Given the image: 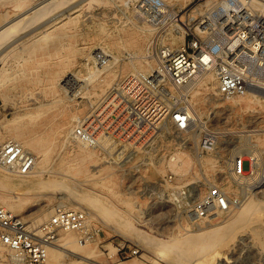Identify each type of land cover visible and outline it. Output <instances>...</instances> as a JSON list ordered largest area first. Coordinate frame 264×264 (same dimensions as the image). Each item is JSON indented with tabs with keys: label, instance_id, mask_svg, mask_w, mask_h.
Returning a JSON list of instances; mask_svg holds the SVG:
<instances>
[{
	"label": "rangeland",
	"instance_id": "rangeland-1",
	"mask_svg": "<svg viewBox=\"0 0 264 264\" xmlns=\"http://www.w3.org/2000/svg\"><path fill=\"white\" fill-rule=\"evenodd\" d=\"M27 1L25 0L26 3ZM84 1L66 0V3L64 2L57 9L54 8L42 16L40 20L38 19L37 23V20H35L33 23L31 22L32 25L28 23L22 28H15L13 31L19 32L18 34L13 33L8 38H5V43L0 42V70H2L0 91L6 94L9 93L6 101L0 96V116L3 118L11 117L17 109L18 111H22L24 104L33 109L38 104L43 103L49 109L60 106L65 113L73 112L78 117H76L78 120L76 118L71 120L72 127L70 125L68 134L70 135L68 136L69 142L62 143L61 140H58L54 149H52L46 163L48 168L50 165L58 164L61 160L68 162L72 159L73 145L80 141L73 136V129L83 117L95 108L96 105L92 109H89L91 101L95 100L94 95H100L97 98L99 101H97V104H99L118 81L135 72H132L133 65L135 68H144V59L150 60L152 68L155 66L157 55L165 47V42L162 40L169 35H173L174 29L178 27L170 20V12L174 11V14L175 12H180L182 19L186 15L192 16L193 19L190 20L188 26L196 36L198 35V38H203L204 34H201L196 28L208 22L204 13V9H206V5L208 4L207 0H160L165 9L158 13L142 11L139 8L140 2L137 0ZM261 1L264 3L263 0ZM13 2V0L1 2L0 14L4 13L3 10L7 12L6 14H10L13 10V5H11ZM249 8L252 9V13L257 15L258 18H263L264 13L255 6H252L251 3L249 4ZM60 10H66L65 18H68V21L64 19L58 22L62 23L65 21L61 27L58 23L50 25L52 21H56L58 18L52 21H48V18L62 12ZM47 15L49 17H46ZM43 17H46L47 21ZM143 24L153 26H151L153 29L148 33L150 42L146 47L138 45L140 36L147 33L140 28ZM41 30L47 32L44 34L45 37L48 36L47 38L43 36ZM34 31H36V34ZM166 35L168 36L166 37ZM55 36L59 37L62 42L56 49L52 47V43L57 39ZM34 37L38 38L34 39ZM175 47L178 48L177 45ZM99 49H107L106 52L109 55L116 56L115 61L110 64L111 66L106 67L107 71L103 66L108 65L112 56H107L104 58V61L94 60V51ZM136 54L147 56L140 58L132 56ZM93 67L99 69L100 73L89 78L88 75L90 73L87 72L93 70ZM149 70L151 71V68L148 66L146 70L142 71L149 72ZM75 72L81 74V77L78 78L79 85L72 84L71 86L62 81L67 74L77 77ZM62 75L64 76L62 77ZM82 76L84 77L82 78ZM251 77L257 78L259 76L252 75ZM51 79L52 83L50 82ZM103 79L104 81H102ZM262 81L255 83L256 85H252V89H248L249 92L256 87L253 92L257 93L259 97L262 96L260 100L253 101L248 106L243 105L240 100L239 102H235L229 98L218 97L216 92L211 94L216 86V84L210 83L211 81L207 85L212 87L204 90V97L200 99L199 103H195V106H192L190 94L180 97L177 100L178 103L192 107L194 110L196 109L195 114L192 115L191 126L186 131L178 132L174 129H168L158 132L142 146H132L110 138H104L96 145L88 144L87 146L94 153H98L99 160L103 162V165L108 164V162L104 161L107 160L112 166L113 183L116 185L115 189H117V193L119 194L116 199L114 197L113 207L121 214V216H118L120 218L115 219L117 223L115 221H105L102 215L96 212L93 213L84 203L79 204L74 201L69 197L68 192L61 189L54 190V193L50 195H48L49 193L41 195L30 187V185L36 182L34 176H28L22 182H19L16 171L0 167V173L1 171L12 173L14 184L17 188L21 185L18 190L17 188L14 189L17 193L23 192L21 195L24 197L19 211L15 213L28 216L29 220L34 222L40 208L46 207L48 210H51L56 205L62 203L64 205L60 206L72 209H84L87 215L90 212L93 218L89 217L87 219V227L95 231L90 245L95 247L97 254H88L90 257L96 259L94 262L90 261L89 264H99L97 261L102 264H114L121 261L133 262L135 264H171L168 260L157 257L154 250H151L138 239L119 231V227L123 224L121 223V217L124 215L129 216L135 228L166 239L169 236L171 237L186 231L195 232L199 230L198 227L201 228L204 225L222 221L228 218L242 202L250 199L257 202L256 206L247 210L245 216L239 218L238 221L231 222L232 224H229L231 230L226 226L220 233L207 235V238L204 236L202 239L194 242L196 244H192L193 246L196 245L194 253L201 255L204 250L207 251L208 249V254L210 255L204 251L203 261L197 262L190 259L188 260V264L190 262L191 264H264V93H262L264 92V78ZM102 82H104L103 91L92 94L94 90H98V85ZM194 86H196V83L190 86L189 93H191ZM14 92L17 93L15 94ZM210 97H214L217 100L212 101ZM60 117L57 116L56 119H60ZM0 132L5 134L0 143L10 139L7 135L8 131L4 127H0ZM208 137L214 140L213 150L210 152L201 151L199 149L200 143L204 138ZM29 152L33 151L30 150ZM203 157L213 160L212 167L210 166L206 169L203 166L201 161ZM238 157L243 158V175L237 178L232 177L231 168L233 160ZM182 158L186 162H184L182 167H179L178 163L183 160ZM92 165L89 164L88 168H92ZM75 171L73 167H66L63 178L69 186L72 185V190L83 191L86 189L88 192L97 193L99 199L101 197L100 200H104L103 202L111 199L108 194L109 192L95 185L92 180H87L86 177L75 174ZM48 174L49 172L47 171L43 172V175L46 177L49 176ZM102 175L100 174V176ZM215 187L226 192L231 197L237 196V203L227 212L214 213L205 220L191 221L187 216L188 210L202 194L210 188ZM22 188L27 191L24 192ZM124 199L126 201L130 200V204L126 205L123 201ZM72 205H76L77 207H73ZM214 235L215 238L213 239ZM74 236L78 240L80 232L75 231ZM208 236H212L210 240H208ZM221 236L224 237L222 238ZM217 237L219 240L217 239L216 241ZM206 239L207 241L204 242ZM123 242L136 244L139 247L140 255L122 257V254L117 253V248ZM203 243L205 245L202 247ZM110 246H114L116 250V260L114 261L107 256ZM198 246L202 247L201 250ZM81 253L86 254L83 251ZM76 256L67 255L62 257L59 264H67L66 261L72 258L79 259ZM11 259L9 250L1 247L0 262H10L12 261ZM20 262L21 264H25L21 259Z\"/></svg>",
	"mask_w": 264,
	"mask_h": 264
},
{
	"label": "built area",
	"instance_id": "built-area-1",
	"mask_svg": "<svg viewBox=\"0 0 264 264\" xmlns=\"http://www.w3.org/2000/svg\"><path fill=\"white\" fill-rule=\"evenodd\" d=\"M137 1L139 8L147 13L165 9L155 10L163 8L160 0ZM226 1L238 3V0ZM173 12L169 13L170 20L184 30L183 45L175 50L165 46L150 72L136 71L118 81L73 129L78 139L96 145L106 137L142 146L158 132L188 130L192 115L189 107L177 100L189 95L190 86L206 72L213 74L215 92L221 98L244 94L255 85L258 77L251 76L264 72V16L258 18L248 6L238 12L232 10L223 23L216 19L214 29L198 38L188 26L193 17L186 15L182 19L180 12ZM213 147L214 140L208 137L202 140L199 149L210 152ZM33 164L32 153L18 141L7 139L0 143V167L28 173ZM232 165V177L242 176L243 158L234 159ZM237 200V196L210 188L193 203L187 216L194 222L205 220L214 213L231 210ZM87 223L84 209L56 205L48 218L35 226L28 216L0 205V245L16 253L25 264H48V247L55 243L57 233L74 229L80 232L79 242L89 241L95 231ZM117 253L122 257L140 255L139 247L131 242L119 244Z\"/></svg>",
	"mask_w": 264,
	"mask_h": 264
},
{
	"label": "bare ground",
	"instance_id": "bare-ground-1",
	"mask_svg": "<svg viewBox=\"0 0 264 264\" xmlns=\"http://www.w3.org/2000/svg\"><path fill=\"white\" fill-rule=\"evenodd\" d=\"M1 2H4L7 0H0ZM12 1V0H11ZM13 10L10 14H6L7 12H5L3 10L4 13L0 14V42L5 43V38H8L9 36H11L13 33L18 34L16 32H14L13 30L15 28H22L25 25H27L28 23H33L35 20L36 23L38 22V19L40 20L42 16H44L45 14L49 13L50 11H52L54 8L57 9V7H60L61 4H63L64 2L66 3V0H28L27 3L25 2V0H13ZM81 1V0H80ZM86 1V0H85ZM84 1V2H85ZM208 4L206 5V9H204V13L205 18L208 20V22L206 24L200 25L199 28L197 27L196 29L201 33V34H205L211 32L214 29V24H216V19H220L219 23H223L225 21L226 18H228L231 14V11L234 10L235 12L239 11L240 9L244 8L245 6L249 7V4L251 3L252 6H255L256 8H258L261 12L264 13V3H262L261 0H238V3L236 5H233L232 3H227L226 0H207ZM264 1V0H263ZM0 2V3H1ZM186 2V1H185ZM12 3V2H11ZM121 3V2H120ZM125 3V2H124ZM2 4V3H1ZM4 4V3H3ZM10 4V3H9ZM172 4V3H171ZM183 4V3H182ZM66 5V4H64ZM69 5V4H68ZM72 5V4H71ZM78 5V4H77ZM7 6V5H6ZM82 6V5H81ZM70 8V7H69ZM64 9V8H63ZM79 9V8H78ZM164 8H158L155 10H162ZM217 11V13H213V11ZM6 10V8H5ZM198 10V9H197ZM11 11V10H10ZM62 11V10H60ZM66 11V10H65ZM62 11L59 13L54 14L53 16H51L50 18H48V21H52L55 18H58L56 21H52L50 23V25H54L58 22H61V20L66 19V12ZM71 11V10H70ZM69 11V12H70ZM46 17H49L48 15ZM43 17V18H46ZM72 18V17H71ZM75 18V16H74ZM68 19V18H67ZM66 19V20H67ZM47 21V18L45 19ZM68 21V20H67ZM128 21V20H127ZM41 22V21H40ZM146 22V21H145ZM203 22V21H202ZM31 23V25H32ZM65 21L62 23H58L60 24V27L62 25H64ZM42 24V23H39ZM38 25V24H37ZM49 25V24H48ZM152 26V25H151ZM150 25H141L140 28H142L145 32L140 36V42L138 43L139 46H145L149 44L150 42V38L148 33L153 29L151 28ZM35 27V26H33ZM32 27V28H33ZM37 27V26H36ZM153 27V26H152ZM155 27V26H154ZM157 27V26H156ZM31 28V29H32ZM64 28V27H63ZM87 28V27H86ZM121 28V27H120ZM29 29V28H27ZM83 29V28H82ZM26 30V29H24ZM39 30V29H37ZM45 30V29H44ZM50 30H52V28H50ZM65 30V29H64ZM120 30V29H119ZM19 31V30H18ZM21 31V29H20ZM31 31V30H30ZM42 31V30H41ZM23 32V31H22ZM36 34V31H34ZM33 32V33H34ZM43 32V31H42ZM41 32V33H42ZM46 32V31H45ZM45 32H43V36L45 34ZM65 32V31H64ZM85 32V31H84ZM170 32V31H169ZM25 33V32H24ZM32 33V32H31ZM47 33V32H46ZM62 33V32H61ZM74 33V32H73ZM117 33V32H116ZM183 33L184 30L182 29V27H176L174 29L173 35H166L167 38H164L162 41L165 42V46L170 49V50H175L176 47L174 48V46L177 45V47H181L183 45ZM52 34V33H51ZM69 34V33H68ZM168 34V33H167ZM20 35V34H19ZM24 35V34H23ZM39 35V34H38ZM37 35V36H38ZM53 35V34H52ZM54 35H56L54 33ZM66 35V34H65ZM70 35V34H69ZM80 35V34H79ZM86 35V33H85ZM30 36V35H29ZM32 36V35H31ZM40 36V35H39ZM38 36V37H39ZM41 36V37H43ZM161 36V35H160ZM159 36V37H160ZM14 37V36H13ZM12 37V38H13ZM22 37V36H21ZM36 37V38H38ZM45 37V36H44ZM48 37V36H47ZM45 37V38H47ZM56 37V36H55ZM69 37V36H68ZM119 37V36H118ZM158 37V38H159ZM11 38V37H10ZM27 40L28 38L25 37ZM33 38V37H32ZM34 37V39H36ZM57 38V37H56ZM62 38V37H61ZM152 38V37H151ZM30 39V37H29ZM50 39V38H49ZM157 39V38H156ZM7 40V39H6ZM10 40V39H9ZM17 40V39H16ZM21 40V39H20ZM25 40V39H24ZM43 40V38H42ZM45 40V39H44ZM83 40V39H82ZM81 40V41H82ZM120 40V39H119ZM153 40V39H152ZM151 40V42H153ZM4 41V42H3ZM11 41V40H10ZM32 41V40H31ZM30 41V42H31ZM34 41V40H33ZM48 41V40H47ZM7 42V41H6ZM16 42V41H15ZM26 42V41H24ZM50 42V41H48ZM8 43V42H7ZM61 39L58 37L56 39V41L54 43H52V47H54L55 49L57 47L60 46L61 44ZM77 43V42H76ZM160 43V42H159ZM10 44V43H9ZM20 44V43H19ZM24 44V43H22ZM21 44V45H22ZM44 44V43H43ZM47 44V43H46ZM45 44V45H46ZM99 44V43H97ZM152 44V43H151ZM25 45V44H24ZM30 45V44H29ZM28 45V46H29ZM50 45V44H49ZM59 45V46H58ZM69 45V44H68ZM66 45V46H68ZM93 45V44H91ZM107 45V44H106ZM14 46V45H12ZM31 46V45H30ZM36 46V44H35ZM40 46V45H39ZM65 46V45H64ZM17 47V46H16ZM21 47V46H20ZM25 47V46H24ZM38 47V46H37ZM36 47V48H37ZM41 47V46H40ZM94 47V46H93ZM102 47V45H101ZM106 47V46H105ZM163 47V46H162ZM173 47V48H172ZM7 48V47H6ZM10 48V47H9ZM33 48V47H32ZM42 48V47H41ZM53 48V49H54ZM72 48V47H70ZM69 48V50H70ZM83 48V46H82ZM90 48V46H89ZM153 48V47H152ZM13 49V48H12ZM21 49V48H19ZM150 49V48H149ZM5 50V49H4ZM3 50V51H4ZM9 50V49H8ZM25 50V49H24ZM23 50V51H24ZM33 50V49H31ZM88 50V49H87ZM107 50V49H106ZM106 50L104 49H99V50H95L94 51V60H101L104 61V58H106L107 56H112L109 55V53L106 52ZM112 50V49H111ZM26 51V50H25ZM29 51V50H28ZM72 51V50H71ZM79 51V50H78ZM77 51V52H78ZM110 51V50H109ZM126 51V50H125ZM132 51V50H131ZM5 52V51H4ZM3 52V53H4ZM7 52V51H6ZM55 52V51H54ZM75 52V51H74ZM81 52V51H80ZM121 52V51H120ZM1 53V52H0ZM2 53V54H3ZM111 53V52H110ZM131 53V52H130ZM147 53V52H146ZM145 53V54H146ZM5 54V53H4ZM3 54V55H4ZM55 54V53H54ZM66 54V53H65ZM81 54V53H80ZM98 54V55H97ZM1 55V54H0ZM117 55V54H116ZM149 55V54H148ZM31 56V55H30ZM102 56V57H101ZM131 56V55H130ZM135 58H140L142 56H147V55H142V54H136V55H132ZM2 57V56H1ZM60 57V56H59ZM66 57V56H65ZM151 57V56H149ZM27 58V57H26ZM67 58V57H66ZM47 59V58H46ZM116 59V56H112V58L109 60L108 65L103 66L105 68V70L107 71L106 67L111 66L110 64L113 63ZM69 60V59H68ZM66 61V60H65ZM64 62V61H63ZM67 63V62H66ZM78 63V62H77ZM131 64V63H130ZM144 68H135L133 65V71H142V70H146V68L149 66L152 70V67L150 66V60L149 59H144ZM147 66V67H146ZM36 67V66H35ZM132 67V66H131ZM47 68V67H46ZM70 68V67H69ZM89 68V67H88ZM94 68V67H93ZM20 70V69H19ZM67 70V69H66ZM104 70V72H106ZM114 70V68H113ZM119 70V69H118ZM22 71V70H21ZM88 71V70H87ZM131 71V69H130ZM17 72V71H16ZM42 72V71H41ZM150 72V70H149ZM55 73V72H54ZM67 73V72H66ZM87 73H90L88 76L89 78L92 76H96L98 73H100L99 69H93L88 71ZM114 75V71L112 72ZM208 73V72H207ZM203 73L200 78L198 79V81L196 82V86H194L193 90L191 91L190 95H191V99L192 100V106H195V103H199L200 99H202L204 96V90L206 89H210L212 86H208L207 84L213 83L215 84V79L212 73ZM2 75V70H0V78ZM21 75V74H20ZM75 75L77 77H74V75H62V77L64 76V78L62 79V81H64V83L69 84L72 86V84H78V78L81 77V74H77L75 72ZM19 76V75H18ZM13 77V76H12ZM17 77V76H16ZM39 77V76H38ZM84 76H82L83 78ZM91 77V78H92ZM264 78V72L256 79V81L254 83H260V81H262V79ZM28 79V78H27ZM261 79V80H260ZM30 80V79H29ZM41 80V79H40ZM14 81V79H13ZM58 81V80H57ZM56 81V82H57ZM92 81V80H91ZM104 81V79L102 80ZM41 82V81H40ZM52 83V79L50 81ZM263 82V81H262ZM29 84V83H28ZM59 84V82H58ZM37 85V84H36ZM104 82L100 83L98 85V90H94L92 92L93 93H98L99 91H103V86ZM256 85V84H255ZM16 86V85H15ZM62 86V85H61ZM27 87V86H26ZM59 87V86H58ZM62 88V87H61ZM251 88V87H250ZM18 89V87H17ZM96 89V88H95ZM252 89V88H251ZM256 89V87L254 88ZM253 89V90H254ZM20 90V89H19ZM18 90V91H19ZM42 90V89H41ZM60 90V89H59ZM252 91H247L244 94H238V95H234V96H230L228 97L230 100L232 101H238L240 100V102L245 105L248 106L250 105V103H252L253 101H258L260 100V96ZM11 91V90H10ZM13 91V90H12ZM258 91V90H257ZM28 92V91H27ZM215 89H213V92L211 94H214ZM15 93V92H14ZM17 93V92H16ZM15 93V94H16ZM43 93V92H42ZM47 93V92H46ZM55 93V92H54ZM264 93V92H262ZM9 94V93H8ZM8 94H6L5 92L3 93V91H0V96L3 98L4 101L7 100L8 98ZM27 94V93H26ZM261 94V93H260ZM12 95V94H11ZM32 95V94H31ZM93 97V96H92ZM95 100L91 101L90 103V107L89 109H92L95 105H97V103L99 102L97 100L98 97H100V95H94ZM15 98V97H14ZM28 98V97H27ZM18 99V97L16 98V100ZM29 99V98H28ZM15 100V99H14ZM13 100V101H14ZM53 100V99H52ZM92 100V99H91ZM101 100V99H100ZM195 100V102H194ZM210 100H217L214 97H210ZM98 101V102H97ZM102 101V100H101ZM21 102V101H20ZM47 102V101H46ZM50 102V101H49ZM18 103V100H17ZM89 103V102H88ZM240 103V104H241ZM52 104V102H51ZM46 104L40 103L38 104L36 107H34L33 109L27 107L25 104L23 105V110L22 111H15L11 117L9 118H3L2 116H0V127H4L6 129V131H8L7 135L8 137L15 139L16 141H18L22 147L27 150L30 149L34 157V164L32 169L28 172V173H17L16 176H18V180L19 182H22V180H24V178L28 177V176H34L36 182L32 185H30L31 188H33L34 190L38 191L39 194L43 195H50L54 193V190L57 189H61L62 191L68 192L69 197H71L74 201L80 203H84L86 206L89 207V209L94 213H99L100 215L103 216L105 221L111 222V221H115L116 218H120L118 216H121V214H119L116 210V208L113 207L114 205V197L115 199L119 196V194L117 193V189H115V184L113 183V172L111 170L112 166L111 164H109L110 162L107 160H104L106 162H108V164L103 165V162L99 160L98 157V153H94L87 145L88 143H86L83 140H80L78 143L73 145V153H72V159L70 161H60L58 164H53L50 165V167L48 168L47 166V159L49 157V155H51L52 149H54V146L57 144L58 140H61L62 143L65 142H69L68 141V135L69 134V130H70V125H71V120L73 118H76V114L75 113H65L63 108L60 106H55L51 109H49V107H45ZM56 105V104H55ZM54 106V105H53ZM48 108V109H47ZM50 110V111H48ZM189 114L190 115H194L196 109L194 110V108L189 107ZM47 112V113H46ZM57 116H61L60 119H56ZM78 118V117H77ZM76 118V119H77ZM78 120V119H77ZM76 120V121H77ZM76 126V125H75ZM72 127V125H71ZM71 134V133H70ZM5 136L4 133L0 132V140L3 139V137ZM74 137H76L73 134ZM77 138V137H76ZM106 138V137H105ZM78 139V138H77ZM104 138H101L97 143H99L100 141H102ZM116 141V140H115ZM2 143V142H1ZM85 144V145H83ZM62 146V145H61ZM64 146V145H63ZM62 148V147H61ZM60 149V148H59ZM58 149V151H59ZM27 150V151H30ZM56 151V152H58ZM71 151V150H70ZM69 151V152H70ZM68 152V153H69ZM182 152V151H181ZM67 153V154H68ZM136 153V152H135ZM184 153V152H183ZM58 154V153H56ZM180 154V153H179ZM178 154V155H179ZM137 155V154H136ZM184 157V156H183ZM54 159V158H53ZM52 159V160H53ZM103 159V158H102ZM179 159V158H178ZM183 159V158H182ZM174 160V159H173ZM172 160V161H173ZM176 160V159H175ZM177 161V160H176ZM175 161V162H176ZM202 164L203 166L208 169L210 166L212 167L213 165V160L211 158H207V157H203L201 158ZM143 162V161H142ZM170 162V161H169ZM184 159L180 161V163H178L179 167H182L184 164ZM52 163V162H51ZM173 163V162H172ZM89 164H93L92 168H88ZM176 164V163H175ZM47 165V166H46ZM73 167L75 168V174L79 175V176H84L86 177L87 180H92V182L95 185H98L101 189H104L105 191L109 192L108 194L110 195L111 199L108 200L107 202H103L100 197L97 195V193L94 192H88L85 188V190L83 191H74L72 190V185L69 186L68 183H66L64 178L65 175V171H66V167ZM177 166V165H176ZM175 166V167H176ZM173 169H175L173 166H171ZM186 167V166H185ZM177 168V167H176ZM203 168V167H202ZM183 169V168H182ZM105 170V171H104ZM185 170V169H184ZM47 171L49 172V176H44L43 172ZM104 171V172H103ZM103 172V173H102ZM67 173V172H66ZM69 173V172H68ZM100 174H103L102 176H100ZM16 179V180H17ZM81 180V179H80ZM79 180V181H80ZM25 181H27V179H25ZM73 182V181H72ZM81 182V181H80ZM84 182V181H83ZM14 177L12 175V173H9L7 171H1L0 173V205L5 206L6 208L14 211V212H18L19 208L21 206V203L24 199L23 195H21V193H17L14 191L16 187V185L14 184ZM30 184V183H29ZM75 184V183H74ZM92 184V183H91ZM19 185V184H18ZM26 185V184H24ZM21 186V185H19ZM18 186V188H19ZM74 186V185H73ZM17 188V190H18ZM81 188V187H80ZM79 188V189H80ZM23 189V188H22ZM26 189V188H25ZM76 189V188H75ZM32 190V189H31ZM77 190V189H76ZM20 191V190H19ZM22 191V190H21ZM24 192H26L23 189ZM30 191V190H29ZM33 191V190H32ZM197 191V190H196ZM195 191V192H196ZM198 192V191H197ZM44 197V196H43ZM42 198V197H41ZM109 198V197H108ZM28 200V198H26ZM26 201V200H25ZM29 201V200H28ZM109 201H111L109 203ZM124 203L126 205L130 204V200L126 201L125 199L123 200ZM133 202V201H131ZM262 203V202H260ZM47 204V203H46ZM132 204V203H131ZM257 202H254L253 200H246L244 202H242L238 208L232 212V214H230V216L222 221H216L214 223H210L207 225L202 226L201 228L198 227L199 230L195 231V232H184L181 234H177V235H173V236H169L166 239H163L161 237H157L154 235H151L145 231H142L140 229H137L134 227V225L131 223V219L129 216H123L122 218V226L119 227V231H121L123 234L129 235L130 237H133L135 239H138L139 241H141L142 243H144L147 247H149L151 250H154L155 254L157 257H161L163 259L168 260L171 264H188V260L192 259L193 261H203L204 260V251L203 254L198 255L196 253H194V248L195 246H193L192 244H196L194 242L202 239L204 236L207 238V235H212V234H217L220 233L221 230H223V228L227 226V228H229V224L233 221H238L239 218H241L242 216H245L247 210H250L251 207L256 206ZM263 204V203H262ZM60 205H64V203L60 204ZM46 206V205H45ZM73 207H77L76 205H72ZM50 208V207H49ZM72 209V208H71ZM132 209V208H131ZM50 211L52 212L53 209L48 210L46 207L44 208H40L39 212L36 214L34 222H32L35 226L39 225L41 222H43L46 217H48L50 215ZM88 212V211H87ZM17 214V213H16ZM216 214V213H215ZM92 215L90 214V212H88L87 215V219H89V217H91ZM216 217V216H215ZM93 218V217H91ZM47 219V218H46ZM45 219V220H46ZM244 219V218H243ZM43 220V221H41ZM119 220V219H118ZM39 221H41L40 223H38ZM116 222V221H115ZM38 223V224H35ZM117 223V222H116ZM120 224V223H119ZM232 224V223H231ZM230 224V225H231ZM233 226V225H232ZM118 227V225H117ZM117 229V228H116ZM190 230V229H187ZM228 231V229H226ZM229 230H231V226L229 228ZM76 230L74 229H66V230H60V232L57 233V236L55 238V243H53L52 245H50L48 247V264H59L61 261L62 257H65L67 255H77L76 258L79 259H70L67 262V264H89L90 261H96V259L90 257V255L88 254H97V251L95 249L94 246L90 245L91 244V240L93 239H89V241H80L77 240L74 236V232ZM225 231V230H224ZM223 232V231H222ZM226 232V231H225ZM232 233V232H231ZM212 236H208L210 240L211 237L214 239L215 238ZM221 235V234H220ZM228 236H230L228 234ZM222 238L224 236H221ZM220 237V238H221ZM95 239V238H94ZM218 237L216 238L217 241ZM225 239V238H224ZM223 239V240H224ZM229 239V238H227ZM219 240V239H218ZM207 241L204 240V242ZM212 241V240H211ZM215 241V240H214ZM202 242V241H201ZM207 244V242H206ZM197 245H201V244H197ZM203 245H205V243H203L201 246L203 247ZM208 245V244H207ZM198 248L201 250L202 247ZM2 246L0 245V248ZM197 248V247H196ZM204 248H206L204 246ZM203 248V249H204ZM85 252L86 254H82L81 252ZM115 248L114 246H110L107 256L112 260H116L115 259ZM198 252V251H197ZM207 252L208 254V249L207 251H205V253ZM9 253L11 255V260L10 262H0V264H21L20 262V258H18L16 256V253H14L13 251L9 250ZM199 253V252H198ZM196 254V255H195ZM200 254V253H199ZM210 255V254H208ZM207 255V256H208ZM81 256V257H80ZM194 256V257H193ZM207 259V258H206ZM205 259V261H206ZM191 260V261H192ZM204 261V262H205ZM97 263L102 264L100 262L97 261ZM114 264H135L133 262H125V261H121V262H116ZM138 264V263H137ZM191 264V262H190Z\"/></svg>",
	"mask_w": 264,
	"mask_h": 264
}]
</instances>
